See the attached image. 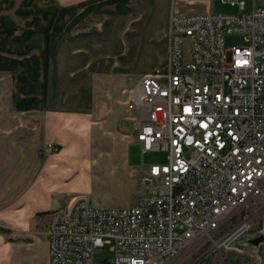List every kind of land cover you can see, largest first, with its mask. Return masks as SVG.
Returning <instances> with one entry per match:
<instances>
[{"label": "built area", "instance_id": "built-area-1", "mask_svg": "<svg viewBox=\"0 0 264 264\" xmlns=\"http://www.w3.org/2000/svg\"><path fill=\"white\" fill-rule=\"evenodd\" d=\"M172 2L165 70L124 89L142 154L167 161L136 168L130 206L77 194L51 210L48 264H96L106 245L112 258L101 264H172L188 250L204 251L194 264L213 253L252 258L264 245L241 242L264 229V0L229 14L212 0ZM227 34L242 42L228 48ZM58 150L49 142L44 154Z\"/></svg>", "mask_w": 264, "mask_h": 264}, {"label": "crops", "instance_id": "crops-1", "mask_svg": "<svg viewBox=\"0 0 264 264\" xmlns=\"http://www.w3.org/2000/svg\"><path fill=\"white\" fill-rule=\"evenodd\" d=\"M172 6V0H0V243L16 251L25 244L28 258L49 263L43 235L49 213L77 195L68 176L91 161L65 146L109 110L105 94L133 80L135 61L153 59L142 75L165 70ZM127 135L128 147L140 145ZM48 142L63 147L45 156Z\"/></svg>", "mask_w": 264, "mask_h": 264}, {"label": "rangeland", "instance_id": "rangeland-1", "mask_svg": "<svg viewBox=\"0 0 264 264\" xmlns=\"http://www.w3.org/2000/svg\"><path fill=\"white\" fill-rule=\"evenodd\" d=\"M241 1L245 2L243 9L239 4H231L229 0H212L211 9L214 13L223 14L250 12L253 7V0ZM260 2L262 0H258V3ZM57 39L56 41H58ZM225 39L228 48L242 42L241 36L237 34H227ZM153 64V59L135 61L131 73H128L133 76V80L127 81L120 87L117 86L116 89L111 88L105 94L109 110L100 111V115L93 116L94 127L76 132L80 138L79 141L70 142L65 146L66 149L73 151L71 153L76 154L78 160H82V162L91 160L89 163L85 162L86 164L82 168L78 166L76 173H70L68 184L69 187L74 188L75 193L88 195L96 205L126 207L134 204L140 196L136 168L144 163L167 161L166 152L150 151L143 155L140 145L133 143L128 147L130 138L127 132H133V129L131 121L126 118L127 111L123 108V105L125 106L124 89L136 81L142 75V71L152 67ZM124 118L126 119L123 121V127L127 132L121 129ZM53 143L57 145L59 150L51 155L58 154L63 147L57 142ZM127 155L129 161H127ZM39 228L40 226L34 227L36 230ZM258 237H264V229L250 232L241 242L248 245L251 239ZM27 240L30 239L27 238ZM11 246L14 247L13 243L6 244L5 242V245L0 243V250L4 248V254L0 251V256H2L0 257V264H29L34 262L40 264L39 258L37 261L28 258L29 250L25 244H20L21 247L18 251ZM254 250L256 253L252 258L213 253L204 256L200 264H264V245L260 248H254ZM16 252L18 256H16ZM203 252L188 250L172 264H194L195 259L201 256ZM111 258L112 254L107 245L95 254L96 264H101L104 260Z\"/></svg>", "mask_w": 264, "mask_h": 264}, {"label": "water", "instance_id": "water-1", "mask_svg": "<svg viewBox=\"0 0 264 264\" xmlns=\"http://www.w3.org/2000/svg\"><path fill=\"white\" fill-rule=\"evenodd\" d=\"M263 239H264L263 237H258V238L250 240V243L258 244Z\"/></svg>", "mask_w": 264, "mask_h": 264}, {"label": "trees", "instance_id": "trees-1", "mask_svg": "<svg viewBox=\"0 0 264 264\" xmlns=\"http://www.w3.org/2000/svg\"><path fill=\"white\" fill-rule=\"evenodd\" d=\"M1 230H3V231H8V229H5V228H1ZM262 243H260V245H261Z\"/></svg>", "mask_w": 264, "mask_h": 264}]
</instances>
